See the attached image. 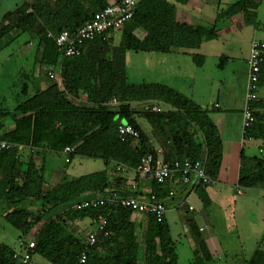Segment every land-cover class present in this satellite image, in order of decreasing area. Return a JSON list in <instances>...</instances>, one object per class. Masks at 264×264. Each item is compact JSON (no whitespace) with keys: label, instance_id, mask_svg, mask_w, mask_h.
Returning <instances> with one entry per match:
<instances>
[{"label":"trees","instance_id":"16d2710c","mask_svg":"<svg viewBox=\"0 0 264 264\" xmlns=\"http://www.w3.org/2000/svg\"><path fill=\"white\" fill-rule=\"evenodd\" d=\"M187 1L139 0L133 16L121 28L109 29L85 41L81 45L83 54L75 57H63L54 37L64 30L75 32L102 10L107 0H25L14 11L1 15L0 50L27 33L28 42L34 47V63L40 67L37 81L43 77L51 79L50 68L61 72V82L51 79L44 88L34 82L31 93L26 82L28 76L22 73L25 80L10 87H19L17 92H11L16 106L10 109L0 104V119L9 115L14 122V128L3 137L16 144L0 152L2 216L20 231L19 238L24 243L34 238V253L51 264H179L165 218L158 222L153 215H146V224L136 235L131 229L134 212L129 208L104 205L74 210L72 207L95 190L121 197L137 195L124 187L123 177L110 179L108 175H126L127 172L116 169L117 164L134 168L144 155L155 154L148 135L137 121L139 117L149 124L153 137L163 148L165 160L185 157L201 160L210 180L217 178L222 141L208 111L167 85L130 82L125 71L127 50L168 53L198 49L203 41L217 37L220 20L240 12L246 18H255L256 3L239 0L220 10L211 25L188 24L175 17V3ZM115 32H119V40H115ZM259 85H264V61ZM113 97L117 104H109ZM150 102H156L161 110H145L144 104ZM259 105L263 107L264 103H253L256 120L246 128L244 137L264 141V113L257 111ZM119 124L132 125L138 137L122 140ZM20 146L32 152L23 156ZM66 146L73 147L69 162L74 156L101 159L105 168L75 178H68L63 172L61 181L44 190V151L62 153ZM152 182V192L157 198L169 193L160 194L168 182ZM261 182H264V160L242 153L238 183L254 186ZM201 185L198 195L205 201ZM38 201L42 203L39 212L25 207ZM99 213L107 217L108 235L88 245L86 240L81 241L70 222L90 219ZM190 228L201 256L198 264H215L197 229L193 224ZM14 252L13 247L0 242V264H18ZM82 252L86 254L84 262H80ZM236 264H264V248H257L249 259Z\"/></svg>","mask_w":264,"mask_h":264},{"label":"rangeland","instance_id":"374dc122","mask_svg":"<svg viewBox=\"0 0 264 264\" xmlns=\"http://www.w3.org/2000/svg\"><path fill=\"white\" fill-rule=\"evenodd\" d=\"M23 1L25 0H0V16L5 12L14 11ZM219 1L220 11L239 0ZM254 2L256 3V8L253 9L255 14L254 19L246 18L240 12L234 18L230 17L229 19L220 20L217 26L218 29H216L218 32L217 37L202 42L199 49L176 50L168 53H145L127 50L125 53V71L128 80L133 83L148 82L167 85L191 99L205 110L210 109L217 100L225 103L228 102L231 105L228 109H231L232 106L239 109L241 104H243L242 100L245 95L247 57L251 42L254 39L264 41V0H254ZM214 20L204 19L202 22L205 25H211ZM136 32L140 36L142 35L140 30ZM28 35L27 33L22 34L18 40L4 46L0 50V83H8L6 92L8 100L5 99L4 103L7 102V106L10 109L17 104L11 92L13 90L17 92L19 89V87L10 89V87L12 84H18L22 80H25L21 76L22 72L28 75L26 78L28 85L29 81L40 79L39 74H37L40 67L38 63H34L33 58L34 47L32 48L30 44H22L18 47L22 43L20 40L25 41L29 39ZM119 36V32H115V40H119ZM24 48L26 50H22ZM110 50L111 46L106 49L107 52ZM45 69L48 68L45 67ZM53 70L58 71L57 69ZM49 80L51 79L47 77H43L42 79L45 83H48ZM53 80L56 79L52 78L51 81ZM258 93L264 97V85L258 86ZM222 109H224L223 105ZM219 113L214 112L210 114L213 121L219 122L217 121ZM231 118L228 124H231L230 129L234 134L238 128V119L234 115ZM138 122H141L145 128L148 127L147 122L141 119H138ZM233 134H230V136H233ZM244 138V145L242 147L244 148L245 155L247 157L256 156L264 158V141L257 140L252 142V144H247L248 137L245 136ZM224 144L227 148L230 145L229 139L225 140ZM258 145L262 148V152H259ZM46 161L47 168L46 172H44L45 175H48V170L58 167L59 169L63 168L68 178L79 177L105 168L101 159L83 158L80 156H74L67 163L65 155L61 153H52V156H49ZM247 199L248 201L245 203V206L242 209L238 208V212L228 211L229 229L226 238L222 239V242L226 241V248L233 252H237L240 241L239 236H242V234L247 235L244 236L246 238L244 240L248 241L246 248H256L253 242L254 238L260 232L258 231L259 229L264 232V195L261 196L260 194L258 197L256 195L248 196ZM0 204V242L20 249V231L4 219L2 216L4 214V205ZM41 205V201H38L27 203L25 207L30 211L39 212ZM173 213V219H170L171 213L168 212L167 214L171 233L174 238L181 239V231L178 225L176 226L178 222L177 214L176 212ZM235 214H239V217H236ZM145 216L137 214L132 219L131 229L136 235L140 234L146 224ZM234 220L236 226L231 228L230 225H232ZM70 223L76 227L77 235L81 237V241H85L86 235L94 228L93 226L90 227L89 218L76 219ZM248 223L251 224L247 225ZM251 225L255 226V228ZM256 228L259 229L256 230ZM259 241H261V237ZM223 263L233 264L234 261L229 255ZM30 264L51 263L41 255L35 253L32 255V262L30 261Z\"/></svg>","mask_w":264,"mask_h":264},{"label":"crops","instance_id":"0c3cea01","mask_svg":"<svg viewBox=\"0 0 264 264\" xmlns=\"http://www.w3.org/2000/svg\"><path fill=\"white\" fill-rule=\"evenodd\" d=\"M28 1H33V0H28ZM112 1L114 0H107V3ZM219 5H220L219 0H188L187 3L185 4L175 3V17L176 20L186 22L188 24H194V23L204 24L202 22L204 19H215L217 13L219 12ZM234 16H232L231 18H234ZM217 26L216 29H218ZM28 41L29 39H26L25 41L20 40V42L22 43L18 45V47H20L22 44L23 45L30 44L33 48V43ZM22 50H26V48ZM37 74H39V72H37ZM26 76L28 75L26 74ZM34 81L36 80L29 81V86H28L29 93L33 91ZM48 83H45L44 81H40L39 85L41 86V88H44ZM7 84L8 83L5 82L0 83V92H1L0 104H3L5 107L8 108L7 102L4 103L5 99L8 100L6 97ZM256 101H259L260 103H264V97L260 96L258 93V98ZM242 103L243 104H241L239 109L234 108L233 106L231 107V109H228V107L231 106L229 105L228 102L225 103L223 101L220 102L219 100H217L216 102L213 103L210 109H207L209 117L211 113L220 112L219 115L217 116L218 118L217 121L219 122H216V120L213 121V119L210 117L211 120L216 125L218 134L222 141V159L220 163V168L218 170L217 178L211 181L207 185H201L196 183L183 184L179 181V177L177 176L172 182L166 183L163 186L164 189L160 191V194H163L165 191L174 192L173 196H170L168 193L167 195L165 194V196L161 199L166 206L165 221L169 226L170 233H171V228L167 214L168 212L171 213L170 219H173L174 216L173 212H176L177 214L176 216L178 218V222L176 226L178 225V228L181 231V239L174 238L173 236L172 237L174 238L175 241V251L178 257L179 264H198L201 260V256L198 253L196 242L194 241V238L192 236L190 224L194 225L200 236L203 238L209 252L211 253L214 259L215 264H225L223 263V261L227 260L229 255L236 264L241 261L249 259L257 248H264V232H262V230L259 228H258L259 230L256 228V230L260 232L256 234V238H254L253 241L254 245H256L255 246L256 248L253 247L246 248V243H248V241L246 242V240H244L246 239L244 237L247 236L246 234H242V236H239L240 241L237 252H233L228 248H226V243H227L226 241H224V243L222 242L223 241L222 239L226 238L229 229L228 211L238 212V208L242 209L245 206V203L248 201L247 199L248 196L256 195L258 197L260 194L261 196L264 195V182H261L254 186H242L238 183L240 168H241V154L243 153L245 155L244 148L242 147V145H244V139H245L244 135L246 130L242 126V108L244 105V98L242 100ZM216 104L218 106H215ZM222 105L224 109H222ZM257 111H259L260 113H264V106L261 107V105H259V107H257ZM233 115L234 117L236 116L238 119V128H239L236 129V133L234 134L231 132L232 130L230 129L231 124H228V122L230 123V120L232 119L231 116ZM138 119L145 121L142 117L137 118V121ZM139 123L141 124V122ZM141 126L143 128V131L148 135L149 142L152 144L154 150L158 148L163 149L158 143V141L153 137L149 124L148 127L146 128L142 124ZM13 128H14V122L11 116L8 115L0 119V131H2L3 134L5 132L12 130ZM230 134L231 135L233 134V136H230ZM228 139L230 141V145H228V147L226 148V145L224 143L225 140ZM257 140H261V139L248 138L247 144H252V142ZM23 148H22L23 156L26 155L28 152H32L28 148H24V149ZM258 149L259 152H262V148L259 147V145H258ZM52 153L54 152L44 151V161H43L44 172H46V168H47L46 159L49 156H52ZM61 154L64 155L63 152ZM249 157H255V156H249ZM260 159L264 160V158H260ZM34 160L39 161L38 156H34ZM111 171L112 169L110 167L109 172L111 173ZM63 172H64L63 168L59 169L58 167H54L48 170V175H45L44 173L43 175L44 190H48L50 187L56 185L59 181H61L62 177L64 176L62 175ZM108 176L110 177V179L114 178L115 176L123 177V179L125 180L124 187L127 188V190H129L131 193H136L137 194L136 196H145L146 194L153 191L152 180L139 174L136 175V173L134 172L128 171L126 175L123 174V175H108ZM199 185H201V188L203 189V193L205 195V201L198 195ZM129 196H134V195H129ZM185 198L188 199V204L183 202ZM206 201L208 202L207 205H205ZM2 205H4V203H2ZM189 205L195 208L193 212L188 211ZM135 215L137 214L134 213V216ZM235 216L239 217V214H235ZM250 224L251 223H248L247 225ZM91 226L92 225L90 223V227ZM235 226L236 225L234 220V222L232 223V225H230V227L232 228ZM252 227L255 228V226ZM74 228L76 229V227ZM260 237H261V241H259ZM21 241L22 240L19 238L20 245H21ZM13 248L15 250L18 249L15 247Z\"/></svg>","mask_w":264,"mask_h":264},{"label":"built area","instance_id":"2783aa9c","mask_svg":"<svg viewBox=\"0 0 264 264\" xmlns=\"http://www.w3.org/2000/svg\"><path fill=\"white\" fill-rule=\"evenodd\" d=\"M139 0H114L100 11L93 15V18L80 26L75 32L67 30L62 31L54 37L58 51L63 57H75L83 54L81 45L85 41L94 39L97 35L104 34L109 29H119L125 22L133 16L134 9ZM48 36H51L49 33ZM264 61V41L254 39L251 42L249 54L247 57V77L245 84L244 105L242 108V126L244 129L249 127L255 120L253 103L258 98V83L261 65ZM58 71L49 70V77L55 78L59 82L62 81L60 69ZM109 104H117V100L113 97ZM215 106H218L217 104ZM143 108L149 111H160L161 107L156 102L145 103ZM118 132L122 140L128 136L138 137V131L130 124H119ZM16 144L3 137L0 131V152L14 147ZM22 146H20V149ZM73 147L66 146L63 149L65 160L69 162V155L72 153ZM116 169L122 173L128 171L142 175L156 183L162 184L172 182L178 175L183 184H209L210 178L206 175L204 164L201 160H192L189 157L183 159H174L167 161L163 157V150L158 148L155 154H146L138 165L129 168L121 164H117ZM170 196L174 192H169ZM188 204V199L183 200ZM104 205H120L129 208L132 212L140 215H153L158 222H162L165 218L166 206L162 199L157 198L156 194L150 192L145 196H117L116 193L103 194L99 190L91 191L79 202L73 205L74 210H82L89 207H100ZM195 208L188 206V211L193 212ZM90 223L94 227L86 236V243L93 245L100 236L108 235L107 217L103 213L90 218ZM35 240L30 238L25 243L21 241L19 250H15L13 258L18 264H30L32 255L34 254ZM86 254L81 253L80 262H84Z\"/></svg>","mask_w":264,"mask_h":264}]
</instances>
